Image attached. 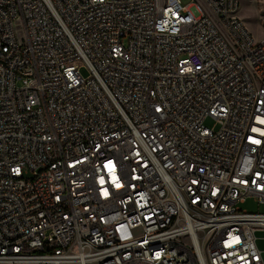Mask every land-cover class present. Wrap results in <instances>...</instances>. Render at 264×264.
<instances>
[{
    "label": "built area",
    "instance_id": "built-area-1",
    "mask_svg": "<svg viewBox=\"0 0 264 264\" xmlns=\"http://www.w3.org/2000/svg\"><path fill=\"white\" fill-rule=\"evenodd\" d=\"M241 2L0 0V264H264Z\"/></svg>",
    "mask_w": 264,
    "mask_h": 264
},
{
    "label": "rangeland",
    "instance_id": "rangeland-1",
    "mask_svg": "<svg viewBox=\"0 0 264 264\" xmlns=\"http://www.w3.org/2000/svg\"><path fill=\"white\" fill-rule=\"evenodd\" d=\"M183 3L188 2L189 0H182ZM259 0L257 2H252L251 0H242L241 9L239 11V17L244 21L246 26L252 32L253 36L256 39H261L264 36V28L259 22L260 20V11L263 8V4ZM82 74L88 76L89 72L87 68H82ZM206 126L213 127L214 121L211 119L206 120ZM239 206L242 209H246L250 212H264V205L258 204L254 201L253 198H248L244 203H240Z\"/></svg>",
    "mask_w": 264,
    "mask_h": 264
},
{
    "label": "water",
    "instance_id": "water-1",
    "mask_svg": "<svg viewBox=\"0 0 264 264\" xmlns=\"http://www.w3.org/2000/svg\"><path fill=\"white\" fill-rule=\"evenodd\" d=\"M260 246H261V247H264V245H263L262 243L260 244Z\"/></svg>",
    "mask_w": 264,
    "mask_h": 264
}]
</instances>
